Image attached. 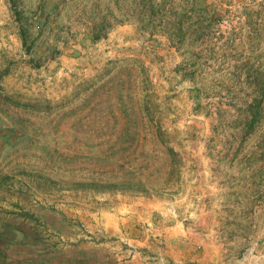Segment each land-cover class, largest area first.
Here are the masks:
<instances>
[{
    "label": "rangeland",
    "instance_id": "1",
    "mask_svg": "<svg viewBox=\"0 0 264 264\" xmlns=\"http://www.w3.org/2000/svg\"><path fill=\"white\" fill-rule=\"evenodd\" d=\"M0 264H264V0H0Z\"/></svg>",
    "mask_w": 264,
    "mask_h": 264
},
{
    "label": "trees",
    "instance_id": "2",
    "mask_svg": "<svg viewBox=\"0 0 264 264\" xmlns=\"http://www.w3.org/2000/svg\"><path fill=\"white\" fill-rule=\"evenodd\" d=\"M21 36L24 38V33H23V31L21 32ZM251 118H252V119L249 120V123H253V121L256 120V115H255V117H254V115H252Z\"/></svg>",
    "mask_w": 264,
    "mask_h": 264
}]
</instances>
